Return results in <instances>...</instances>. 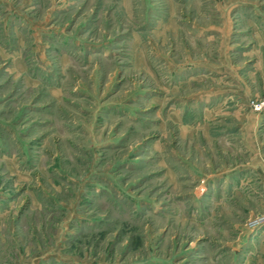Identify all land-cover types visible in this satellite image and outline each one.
<instances>
[{"label": "rangeland", "instance_id": "1", "mask_svg": "<svg viewBox=\"0 0 264 264\" xmlns=\"http://www.w3.org/2000/svg\"><path fill=\"white\" fill-rule=\"evenodd\" d=\"M0 264H264V0H0Z\"/></svg>", "mask_w": 264, "mask_h": 264}]
</instances>
